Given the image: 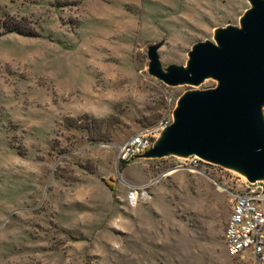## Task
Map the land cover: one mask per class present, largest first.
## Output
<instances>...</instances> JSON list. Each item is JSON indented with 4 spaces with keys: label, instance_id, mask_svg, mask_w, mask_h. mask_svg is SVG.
I'll list each match as a JSON object with an SVG mask.
<instances>
[{
    "label": "rangeland",
    "instance_id": "rangeland-1",
    "mask_svg": "<svg viewBox=\"0 0 264 264\" xmlns=\"http://www.w3.org/2000/svg\"><path fill=\"white\" fill-rule=\"evenodd\" d=\"M248 7L0 0V19L25 32L0 28V264H252L223 241L230 191L247 182L238 171L182 168L175 154L116 161L135 132L172 121L185 91L217 83L167 85L149 72L148 46L161 43L162 69L185 65ZM128 184L150 198L131 206Z\"/></svg>",
    "mask_w": 264,
    "mask_h": 264
},
{
    "label": "water",
    "instance_id": "water-1",
    "mask_svg": "<svg viewBox=\"0 0 264 264\" xmlns=\"http://www.w3.org/2000/svg\"><path fill=\"white\" fill-rule=\"evenodd\" d=\"M239 25L215 28L213 39L195 42L185 65L161 68L157 47L148 46L149 72L167 85L214 87L185 91L172 121L139 157L195 155L235 169L249 183L264 181V0H248Z\"/></svg>",
    "mask_w": 264,
    "mask_h": 264
},
{
    "label": "built area",
    "instance_id": "built-area-1",
    "mask_svg": "<svg viewBox=\"0 0 264 264\" xmlns=\"http://www.w3.org/2000/svg\"><path fill=\"white\" fill-rule=\"evenodd\" d=\"M164 126L144 127L135 132L118 147L116 161L128 163L139 157L150 148L158 131ZM201 162L204 161L191 155L179 167L192 168ZM148 198L150 194L145 186L128 184L126 199L131 206ZM229 200L231 209L223 231L228 254L235 257L249 250L252 264H264V181H247L243 189L230 191Z\"/></svg>",
    "mask_w": 264,
    "mask_h": 264
},
{
    "label": "trees",
    "instance_id": "trees-1",
    "mask_svg": "<svg viewBox=\"0 0 264 264\" xmlns=\"http://www.w3.org/2000/svg\"><path fill=\"white\" fill-rule=\"evenodd\" d=\"M15 21H16V19H15ZM0 28H3L2 33H5V32H17L20 34L25 33L19 29V27L17 26V24L14 21H12L6 17H4L3 19H0ZM28 34H32V33L28 32Z\"/></svg>",
    "mask_w": 264,
    "mask_h": 264
}]
</instances>
